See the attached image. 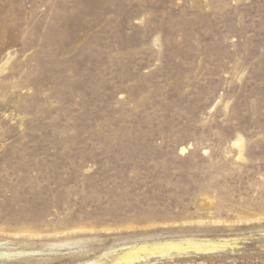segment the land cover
<instances>
[{
  "label": "rangeland",
  "instance_id": "obj_1",
  "mask_svg": "<svg viewBox=\"0 0 264 264\" xmlns=\"http://www.w3.org/2000/svg\"><path fill=\"white\" fill-rule=\"evenodd\" d=\"M0 264H264V0H0Z\"/></svg>",
  "mask_w": 264,
  "mask_h": 264
},
{
  "label": "bare ground",
  "instance_id": "obj_2",
  "mask_svg": "<svg viewBox=\"0 0 264 264\" xmlns=\"http://www.w3.org/2000/svg\"><path fill=\"white\" fill-rule=\"evenodd\" d=\"M151 250H152V248H151ZM150 250V251H151ZM169 251V249L168 248H163V247H157V248H154L153 249V253H160V254H162V253H166V252H168ZM150 253V252H149ZM160 256V255H159ZM127 259H129L128 260V263H129V261L131 262V261H136V260H138V259H140V257H139V255H137V253L135 254V255H133V256H131L130 258H127ZM126 259V260H127Z\"/></svg>",
  "mask_w": 264,
  "mask_h": 264
}]
</instances>
